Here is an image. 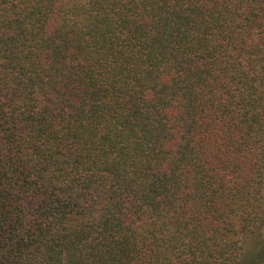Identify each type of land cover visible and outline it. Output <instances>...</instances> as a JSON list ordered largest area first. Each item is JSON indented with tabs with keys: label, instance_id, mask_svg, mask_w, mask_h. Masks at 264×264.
<instances>
[{
	"label": "trees",
	"instance_id": "trees-1",
	"mask_svg": "<svg viewBox=\"0 0 264 264\" xmlns=\"http://www.w3.org/2000/svg\"><path fill=\"white\" fill-rule=\"evenodd\" d=\"M264 203V0H0V264H239Z\"/></svg>",
	"mask_w": 264,
	"mask_h": 264
},
{
	"label": "rangeland",
	"instance_id": "rangeland-1",
	"mask_svg": "<svg viewBox=\"0 0 264 264\" xmlns=\"http://www.w3.org/2000/svg\"><path fill=\"white\" fill-rule=\"evenodd\" d=\"M239 264H264V203L259 225L247 240Z\"/></svg>",
	"mask_w": 264,
	"mask_h": 264
}]
</instances>
